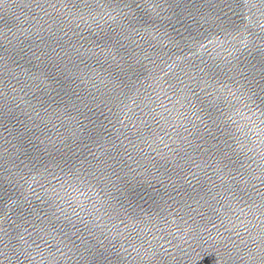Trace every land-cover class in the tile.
I'll use <instances>...</instances> for the list:
<instances>
[{
    "label": "water",
    "instance_id": "95a60500",
    "mask_svg": "<svg viewBox=\"0 0 264 264\" xmlns=\"http://www.w3.org/2000/svg\"><path fill=\"white\" fill-rule=\"evenodd\" d=\"M109 36L140 60L131 76L135 87L123 94L100 82L106 70H116L101 52ZM44 53L54 59L59 54L62 66L73 71V63L78 67L84 82L72 87L82 96H99L95 84L111 97L107 106L93 108L88 120L71 113L92 137L81 134L72 144L71 161L77 167L85 160L95 165L93 156L105 159L106 153L115 154V145L142 181L137 190L151 195L131 205L122 200L123 208L111 201L115 211L109 209V217L92 204L100 208L108 193H118L92 181V201L84 206L93 215L80 216L103 240L110 264H148L153 253L157 259L151 264H260L264 215L257 210L262 203L257 193H264V143L255 126L237 118L247 126L243 132L231 128L239 141H230L235 163L222 168L214 141L205 143L197 133L207 117L188 89L205 101V92H212L236 103L230 90L244 83L239 71L264 84L259 76L264 0H0V264H90L81 239L89 245L96 240L54 195V190L63 195L65 180L56 149L67 152L57 133L67 136L65 128L74 122L62 112L56 113L60 119L51 115L56 109L51 101L49 115L40 109L37 98L58 101L67 85L58 74L60 83L40 75L55 72L44 67ZM204 81L211 87L201 91ZM250 107L251 112L242 111L259 124L264 105L257 100ZM241 189L248 193L247 204L240 201ZM165 191L172 199L157 194ZM53 201L81 229V239Z\"/></svg>",
    "mask_w": 264,
    "mask_h": 264
},
{
    "label": "snow or ice",
    "instance_id": "6c2138e0",
    "mask_svg": "<svg viewBox=\"0 0 264 264\" xmlns=\"http://www.w3.org/2000/svg\"><path fill=\"white\" fill-rule=\"evenodd\" d=\"M133 31H135V29H133ZM121 49H124V51L122 52ZM101 52L106 53L104 63H108L109 60L111 61L109 69H111L112 64H115L116 67L115 71L106 70L107 77H101V84L105 87L110 84L113 92L119 91L121 94H123L124 89H128L130 85L131 87H135V84L131 80V76L136 75L134 65L140 64V60L135 56L134 52H129L116 36H109L106 38L105 44L101 48ZM43 55H45L48 60V64H45L44 67L48 68L50 65L55 69V72L48 73L41 71L40 75L45 79L52 80L53 83H60V80L57 79L58 74L63 81L67 82V85L63 89V96H61L58 101L52 100L51 97H49V100L37 98L40 109L45 115H49V108L51 107L49 101H51L56 104V109L53 110L51 115H56L57 112H62L66 118L74 122L73 127L65 128V131L68 133L67 136H63L59 132L57 133V135L60 136V143L64 145L67 152H63L62 149L59 148L56 149L57 152L62 153L61 161L63 162V167H60V164H57V167H60L61 172L64 173L65 180L61 184L63 195L55 192V190L54 195L57 200H61L63 204L67 205V207L72 210V215L75 216L80 223L84 224V229L88 231L89 235H93L96 244L89 245L87 241L81 239V229L76 227L75 223H73L71 217L65 212L63 207L56 205L55 201H53L52 206L56 207L57 211L63 215L64 220L68 221V224L75 228L77 234H80L77 235V239H81V243L85 245L84 252L91 257L90 264H110L106 255L103 240L92 233L91 229L88 228V224L80 216V212H87L90 216L93 215V213L88 211L84 206L85 200L89 202L92 201V197L89 195L94 187L92 181H95L96 185H100L101 182H103L104 185H111L116 193H118V197L108 193L109 201L102 202L100 208H97L95 203L92 204V208L96 213H99L101 208H103L104 215L109 217L111 216L109 209H112L114 212L115 204H120V207L123 208L122 200H127L131 205L135 198L139 197L140 199H144L145 196H148L151 199V195L147 192L141 193L137 190L136 185L141 184L142 181L136 179L135 170L127 164V161L120 157L119 149L115 148V145H113L115 154L111 152L106 153L105 159H101L94 155L93 158L96 160L95 165L85 160L80 163L79 167H77L76 163L71 161V155H74L72 144L76 143V141L81 138V134L88 135L90 139L92 138L91 130L88 129L80 119L72 116L71 113L74 111L78 116H83L85 120H88L90 119L88 113H92L93 108L98 109L100 104L107 106L111 97L105 96L104 93L101 92V89L95 84H93V87L96 88L97 93H100L99 96L91 93H88L86 97L82 96L74 87H72L77 80H80L81 83L84 82L82 75L79 73L78 67L73 63V68H76V71H73L68 68L67 65L62 66V62L59 61V54H57L55 59L47 53H44ZM37 58L39 59V57ZM121 62H123V65ZM101 66L103 67V65ZM239 75L242 77L244 83L239 85L236 92L230 90V95L236 103H232L231 101H220L212 92H205V95L208 97L207 101H205L202 100L193 89H188V91L191 92L200 102L202 105L200 111L207 117V119H201V125L203 127L202 129L197 128V133L199 134L200 139L204 140L205 143L209 140L214 141L211 147L213 148L216 157H218V163H220L224 169L228 168L229 164L235 163L233 160L235 148H233V144L230 141H236L237 144H239L235 133L231 131L233 126L236 128V131L243 132V128L246 127L247 124H252L257 129V138L261 139V142L264 143V119H261L259 124H257L255 120L250 119L244 114V111H242V109H246L251 112L252 109L250 105H256L257 100H259L260 105H264V95H261L264 94V84L256 81L255 75L245 74L243 71H239ZM259 76L260 81H264V65L259 69ZM34 78L39 79V76ZM254 84L255 87L253 86ZM196 86L201 87L199 81L196 82ZM207 87H211V85L207 81H204V87L201 88V91H204V88ZM257 87L260 90L259 93L256 90ZM57 95H59V93H57ZM65 97H67V99H65ZM188 102L191 105V100ZM33 111L36 113V116L43 121L44 117L40 115V111H37L34 107ZM179 115L184 119H187L184 114L181 113ZM261 116L264 117V111H261ZM56 118L60 119V116L56 115ZM199 118L200 117H198V119ZM237 118L241 121H246L247 124L241 125L238 123ZM45 127H47V125H45ZM53 127H55V124H53ZM61 127H64L63 122L61 123ZM53 146L55 147V145ZM128 159H132V157L129 156ZM85 164L88 165L87 168L84 167ZM125 169H127V171H125ZM129 173H132V175L130 176ZM232 179L235 180V177H232ZM262 183H264V181H262ZM100 190L103 191L104 189L101 188ZM240 192L242 193L240 201L247 204V201L244 200L243 197L247 196L248 193L244 192L242 189ZM98 194L99 193H97V195ZM157 194L161 199L165 196L172 199V196L167 191L163 193L157 192ZM233 195L235 196L236 193L233 192ZM257 195L261 196L262 201L257 210L264 215V193H257ZM249 199H251L250 196ZM111 201H115V204L111 203ZM153 202L155 203L156 201ZM248 206L249 208H252L255 205L253 203ZM77 209H79V211ZM52 215L56 220L60 219V216L56 215V212H53ZM51 226L53 230H55L56 225L53 224ZM101 235H103V232H101ZM72 243L75 246V241H72ZM77 251H79V248H77ZM156 259L157 257L154 253L150 254L148 257V264H151V262ZM260 264H264V258L261 259Z\"/></svg>",
    "mask_w": 264,
    "mask_h": 264
}]
</instances>
